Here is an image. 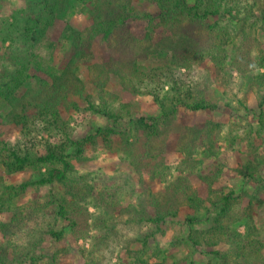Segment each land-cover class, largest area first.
<instances>
[{"label":"trees","instance_id":"1","mask_svg":"<svg viewBox=\"0 0 264 264\" xmlns=\"http://www.w3.org/2000/svg\"><path fill=\"white\" fill-rule=\"evenodd\" d=\"M4 1L0 0V6ZM23 1L22 8L0 15V105L10 106L0 118L20 133L16 143L4 140L0 133V264H70L74 250L83 256L84 264H122L120 254H108L116 250L115 245L126 250L132 264H150V257L156 258L161 251L157 247L150 255V237L164 233L160 226L177 220L182 205L193 212L185 218L187 232L172 246L202 248V254L210 256L205 264H264V243L252 216L255 195L242 189L217 190L222 169L203 173L197 159L204 147L211 154L213 143L208 137L213 132H207V137L193 128L189 129L192 137L183 133L178 150L184 158L176 166L160 162L154 147L182 112L229 108L249 114L245 96L252 91L259 108L254 136L264 140V44L258 39L259 31L264 34L263 0H141L152 4L158 16L139 12L135 0ZM78 15L92 22L87 32L73 25ZM137 19L146 22L147 47L128 30L129 23ZM59 20L66 23L61 43L71 54L64 71L55 65L52 46L47 54L41 52L48 31ZM160 27L170 36L152 47ZM194 29L207 33V39L202 41ZM98 38L117 46L119 54L95 66L99 71L89 92L80 76L71 82L68 74L75 75L78 71L72 68L94 57ZM198 43L205 46L196 47ZM120 49L127 50L123 57ZM162 50L170 53L168 59L157 66L150 64L155 62L152 56ZM207 60L216 73L212 81L223 88L222 104L208 97L210 76L203 81L204 88L196 78H201L197 67ZM235 71L240 73V82L231 87ZM110 73L131 93L153 96L162 115L158 119L132 117L131 104L121 103L109 90ZM73 96L86 104L83 111ZM79 112L111 124L76 138L72 123ZM124 122L130 127H124ZM213 127L218 136L226 133L232 144L239 138L249 141L253 133L247 129L241 136L237 124ZM97 138L106 150L116 149L120 160L133 167L140 184L144 185L148 175L160 183L162 192L138 193L125 174H80L75 162L86 163L94 157L89 156V149L96 148ZM258 168L246 166L245 177H253ZM29 171L34 175L28 180L7 183V176ZM194 179L204 185L205 199L194 187ZM42 186L51 189L48 199L24 201L30 190ZM127 199L136 203L124 207ZM147 227L155 229L142 239ZM80 239L90 247H79ZM65 242L67 246L61 247ZM136 242L141 247L132 249ZM221 244L227 248L219 249ZM49 246L54 247L50 252ZM113 257L118 260L114 262ZM155 264L175 263L165 258Z\"/></svg>","mask_w":264,"mask_h":264},{"label":"rangeland","instance_id":"2","mask_svg":"<svg viewBox=\"0 0 264 264\" xmlns=\"http://www.w3.org/2000/svg\"><path fill=\"white\" fill-rule=\"evenodd\" d=\"M264 3V0H263ZM135 8L139 10V12L148 11L156 16L159 15V11L149 3H145L141 0L134 1ZM24 6L23 0H6L0 6V15L7 16L10 15L16 9H20ZM73 25L80 31L87 32L88 29L92 26V22L87 20L85 16L78 15L76 18L72 20ZM66 23L64 21H57L56 24L48 31V39L45 40L41 47V52L43 54H47L50 50L49 47H53V56L55 59L56 67L64 71L66 70V63L68 60V55H71L70 52H66L64 50V45L61 43V37L64 32ZM239 27L237 26V29ZM128 30L131 34L138 40L141 41L140 45L147 47L149 43L145 42L146 37V22L137 19L132 20L128 25ZM193 34L196 36H201L202 41L207 39V33L204 31H200V29H194ZM170 36V34L164 30L162 27L157 28L155 35L150 43L153 47L158 43H162L166 37ZM258 39L264 44V34L259 31ZM205 45H196V47H204ZM120 47H124L121 46ZM122 50V51H121ZM120 55L123 57L124 53L127 50L120 49ZM93 58H88L87 60H82L79 64L72 68L73 70H77L78 73L75 75L73 73L68 74L69 80L72 82L74 77H81L85 82V85L89 92L93 91L92 80L97 76L99 68L95 66H103L104 64L110 62L112 58L119 54L117 46L107 45L105 44L101 38H98L97 42H95L93 46ZM170 55L167 51H160L154 56L152 59L155 61L154 63H150L152 65H160V61H166L168 56ZM248 61L251 62V57L248 56ZM197 73L201 78L196 76L198 80L200 79L202 84V88H204L203 81L206 80V76H210L208 81L209 92L208 97L213 99L215 103L222 104L225 102V95H222L221 85L214 84L212 81V77L215 76V72L213 68L210 67V63L207 60L204 65L197 67ZM74 71V72H75ZM205 74V76H202ZM234 77L231 80V87H235V84L240 82V73L235 71L233 73ZM43 78L47 79L50 83L51 80L45 76ZM213 82L214 85H210ZM75 84V83H74ZM228 87V89L230 88ZM211 87V88H210ZM109 90L113 92L119 98L121 103L131 104L132 117L139 118L141 116L152 117L154 119H158L162 115V111L160 109V105L155 101L153 96L151 95H137L133 94L130 91L126 90L116 76L110 73V83ZM246 103L250 110L249 114L245 112L243 109H239L238 111H233L229 108L225 110H206L199 111L194 114H186L182 112L177 120H175L169 130V132L162 137L160 140L156 142L155 154H158L161 159L160 162L165 163L167 166H176L180 163V161L184 158V155L180 153L178 150L179 140L182 137L183 133L188 136H193L192 131L190 132V128H193L194 131H202L204 136L207 137L210 132H213L208 137L209 141H212L213 145H211V154L206 149L202 148L203 154L197 157V159L202 162V170L203 173H208L216 168H221L223 171V177L217 182L215 187L217 190H225V192H229L230 190H246L250 191L255 195L254 206L252 210L253 220L255 221V225L259 232V239L264 243V140L258 139L254 136V132L258 129V121H259V108L256 95L254 92H249L246 96ZM74 99L81 110L83 111L86 107V104L80 100L77 96L72 97ZM10 110L9 105H0V114L2 116L6 115V112ZM64 118H67V112L64 108L61 109ZM73 112V111H72ZM74 113V112H73ZM73 122V121H72ZM111 122L107 121L104 118L99 116H91L86 117L84 112L77 113L74 118V122L72 123V127L74 129V136L76 138H82L87 133L93 132L98 127H104L110 125ZM124 127L129 128L130 124L127 122L123 123ZM214 124H221L224 126H229L231 124H237L241 127L239 130L240 135L246 133L247 129H251L253 133L251 134V138L249 141L242 140L239 138L235 144H232L229 140V137L226 133H221L220 136L217 135L213 127ZM209 126L210 130L207 131V127ZM208 132V133H207ZM0 133L4 140L10 141L12 143H16L20 139L19 130L8 124L6 121L0 118ZM207 133V135H206ZM97 146L96 148L89 149V156H94L89 162L79 163L75 162V167L80 174H96L102 173L108 177H113L118 174H125L128 176L129 180L136 185V190L138 193H144L146 196L150 194L159 195L162 192V187L157 180H152L148 175L144 178V185L140 184L139 177L134 171L133 167L128 163L121 161L119 158V153L116 149L108 151L104 147V143L101 139L97 138L96 140ZM206 151V152H205ZM246 166L259 167L256 172L253 173V177L246 178L244 173L249 170L244 169ZM34 174L32 171L24 172L12 176H7L6 180L8 184H20L25 180L31 178ZM194 187L201 192V197L206 198V194H204L205 187L199 180H193ZM97 187L100 188L101 185L97 183ZM51 193V189L49 187H40L35 190H30L28 194L25 196L24 201L29 202L30 200H46L49 198ZM135 200L127 199L123 202V206L127 207L129 204H135ZM89 211L94 213V208L90 207ZM192 210L187 206L182 205L180 207V216L177 220L170 222L166 227L160 226V228L164 231V233H158L156 236L150 237V247L151 254H154L155 248H159L161 251L156 253V258L150 257L149 263L155 264L161 262L163 259L169 263L175 264H189L190 262H195L196 264H205L210 261V256H205L202 254L204 250L202 248L192 249L186 244H182V246H172V243L175 241H180V239L187 232V227L184 225L185 218L188 214H192ZM116 219H120V213H116ZM155 228L147 227L143 231V236L146 234H151ZM152 231V232H151ZM241 232H244V228H240ZM67 239L71 238L70 231L66 232ZM71 238V243H72ZM49 245H51L49 243ZM67 246V243L61 244L62 246ZM85 245L87 248L90 247V243L83 239H80L78 242V246L81 247ZM133 248H140V243H133ZM50 247V246H49ZM50 247L48 252L52 251ZM226 245H219V249H226ZM115 251H110L108 254L121 255L120 262L122 264H132V260L127 255L125 249L120 246L115 245ZM118 250H120L118 252ZM211 249H208V251ZM75 254V259L69 262L70 264H84L85 260L83 256L78 252V250L72 251ZM110 256V255H109ZM113 261L116 262L118 258L113 257Z\"/></svg>","mask_w":264,"mask_h":264}]
</instances>
